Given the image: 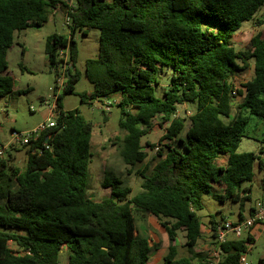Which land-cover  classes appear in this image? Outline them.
<instances>
[{"label":"trees","instance_id":"16d2710c","mask_svg":"<svg viewBox=\"0 0 264 264\" xmlns=\"http://www.w3.org/2000/svg\"><path fill=\"white\" fill-rule=\"evenodd\" d=\"M60 4L69 7L68 34L49 35L45 51L57 75L66 63L60 52L68 50L66 87L57 98L55 125L24 145V168L0 158V264H61L63 246L68 264H150L152 246L147 235L136 234L134 211L153 214L166 230L170 244L161 264H208V252L194 249L202 236L203 195L241 201L243 217L251 199L243 184L254 178L256 162L264 165L261 154L238 151L249 114L264 118V37L254 36L247 50L232 40L264 0H72L73 6L63 0H0V98L15 92L7 61L15 32L41 27ZM93 28L100 30L99 51L86 59L93 89L84 95L103 102L121 93L115 104L125 131L123 161L131 167L143 162L148 152L142 137L155 119L167 123L158 160L149 174L139 171L142 191L131 195L119 176L106 171L102 185L110 194L102 200L87 193L93 125L78 109L62 108L81 77L77 35ZM250 59L254 75L238 89L233 77ZM165 72L170 84L158 94L157 75ZM237 93L243 100L231 118ZM186 103L195 109L181 117L178 106ZM221 153L228 154L225 165L216 162ZM224 219L211 215L212 236ZM178 230L185 231L187 256L178 255ZM254 241L249 233L230 237L220 264H240Z\"/></svg>","mask_w":264,"mask_h":264},{"label":"rangeland","instance_id":"374dc122","mask_svg":"<svg viewBox=\"0 0 264 264\" xmlns=\"http://www.w3.org/2000/svg\"><path fill=\"white\" fill-rule=\"evenodd\" d=\"M68 5H72V0H63ZM62 11L52 10L47 22L41 27H28L17 30L14 35V43L8 50L7 61L8 71L14 79L13 91L11 94L0 98V144L12 143V147L7 149L4 157L10 158V163L24 168L27 159V148L20 143L17 136L39 126L48 120L50 109L48 102L54 101V92L50 90L56 85V72L50 67L45 51L46 41L53 33L68 34L67 10L68 6L59 5ZM263 22V23H261ZM100 30L91 29L88 34L77 35L78 56L76 69L81 73V77L76 84L75 93L67 94L62 99L64 110L78 109L81 115L89 120L93 125L91 137V161L89 163V185L88 195L94 200H102L110 194V189L104 187L106 171L113 172L119 176L124 184L132 189L131 195L142 191L143 177L139 171L144 170L150 173L152 167L158 160V151L164 147L166 141L160 142L165 133L167 123L160 124L158 119L154 120L153 127L148 134L142 137V144L148 152L147 158L143 162H138L134 166L127 165L120 154L123 145L125 131L119 126L122 116L120 108L112 98L114 104L109 101H91L87 94L93 89V84L85 75V62L87 58L96 57L99 51ZM254 36L264 37V6L259 9L254 18L243 23L233 36V44L237 49L247 50L251 46V39ZM254 75V61L249 60L246 70L235 74L233 81L238 89H244L243 84ZM160 83L157 85V93L162 94L168 89L170 77L168 73L157 75ZM20 91V92H18ZM83 97V100L81 99ZM243 97L238 93L233 98L231 118L238 114V105ZM41 105L45 107L42 108ZM194 104H181L177 113L181 117L190 115L194 111ZM1 110H7L1 111ZM246 114H249L246 112ZM249 122L246 126V136L241 141L238 151H254L262 155L264 160V118L249 114ZM189 120L186 122L188 127ZM15 132V133H14ZM147 141L154 145L149 147ZM17 142V143H16ZM159 147L157 150L156 147ZM263 152L261 153V151ZM10 153V154H9ZM228 158V154H227ZM225 160V154L221 153L216 162L221 164ZM131 169V172L129 171ZM264 186V165L255 163V175L251 181L243 184L244 194H249L251 199L246 200L243 213L247 216L250 207L261 197ZM250 187V188H249ZM249 188V189H248ZM214 191L220 192V187H215ZM213 191V192H214ZM203 208L198 211L202 221V236L198 242L197 249L208 252L210 247L216 242L210 229V217L214 214L217 219L225 218L234 220L238 218L241 208V201L228 199L222 201L206 193L202 198ZM136 234L148 236L151 248L152 261L160 256V249L164 248L168 242V235L164 227L156 216L150 213L134 211ZM186 237L184 230H178L177 247L179 256L189 255L188 247L185 245ZM209 243V245H208ZM247 264H264V229L259 233L254 243L247 250ZM69 251L63 246L60 253L61 264H68ZM161 264V262L159 263ZM197 264V261H195Z\"/></svg>","mask_w":264,"mask_h":264},{"label":"built area","instance_id":"2783aa9c","mask_svg":"<svg viewBox=\"0 0 264 264\" xmlns=\"http://www.w3.org/2000/svg\"><path fill=\"white\" fill-rule=\"evenodd\" d=\"M68 20V19H67ZM61 57L66 60V63L59 68L57 73L56 85L51 87L50 90L54 92V101L48 102L47 105L50 109V115L48 120L41 123L39 126L29 130L26 133L19 134L17 139L20 143L25 145L30 143L31 140L37 139L39 135L45 131L47 128L55 125V118L58 114L57 98L64 91L66 87V73L70 64L68 63V50H61ZM15 133V132H14ZM13 142L8 144H0V158L4 157L7 149L11 147ZM17 143V142H16ZM158 150L159 147L157 146ZM264 222V186L262 188L261 197L255 202L254 211L252 214L239 221H233L228 218L220 221L216 227V242L213 246L208 249V264H220L224 258V251L222 249V244L225 243L230 237H242L245 234H251L252 229L257 223ZM251 246V245H250ZM247 252H243L240 256V264H247Z\"/></svg>","mask_w":264,"mask_h":264},{"label":"crops","instance_id":"0c3cea01","mask_svg":"<svg viewBox=\"0 0 264 264\" xmlns=\"http://www.w3.org/2000/svg\"><path fill=\"white\" fill-rule=\"evenodd\" d=\"M54 10L62 11V10L59 9V5H58L55 9H53V11H54ZM14 90H15V88H14ZM109 98H112L114 101H118V100L121 98V93H120V92L112 93V94H110L109 96L104 97V100H105V101L112 102ZM41 107L44 108L45 106H44V105H41ZM1 111H5V112H7V110H1ZM227 159H228V158H227V155H225V160H224L221 164H222V165H225V164L227 163ZM215 187H216V186H215ZM217 187H220V186H217ZM220 189H221L220 192H223V188L220 187ZM254 205H255V204H253V205L250 207V210H249V213H248L247 216L243 213V217H240V211H239L238 218H237V219H234L233 221H239V220H242V219H244V218L249 217V216L252 214L253 210H254V209H253V208H254ZM222 215L224 216V214H222ZM209 229H210V226H208L207 231H208ZM263 229H264V222H262V223H257V224L254 226V228L252 229V231H251V235H252L254 238H256V236H257L259 233H261ZM202 231H203V230H202ZM210 231H211V229H210ZM184 232H185V231H184ZM199 240H200V239H199ZM166 241L168 242V244H166V246H165L164 248L160 249V256L155 260V262H154V260L152 261V255H151V257H150V259H149V263H150V264H159L160 262H162V258H163V256L165 255V253H166V251H167L168 245L170 244L169 238H168V240L166 239ZM198 242H199V241H198ZM174 243L177 245L176 240H175ZM197 245H198V243H197ZM197 245L195 246L194 249H195L196 251H200V250H198V249L196 248ZM208 245H209V243H208ZM206 247L208 248V247H210V245H209V246L206 245Z\"/></svg>","mask_w":264,"mask_h":264}]
</instances>
